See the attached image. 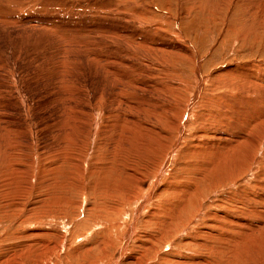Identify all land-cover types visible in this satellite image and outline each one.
<instances>
[{
    "label": "rangeland",
    "instance_id": "rangeland-1",
    "mask_svg": "<svg viewBox=\"0 0 264 264\" xmlns=\"http://www.w3.org/2000/svg\"><path fill=\"white\" fill-rule=\"evenodd\" d=\"M263 10L0 0V264H264V125L225 168L204 145L264 107Z\"/></svg>",
    "mask_w": 264,
    "mask_h": 264
},
{
    "label": "bare ground",
    "instance_id": "bare-ground-1",
    "mask_svg": "<svg viewBox=\"0 0 264 264\" xmlns=\"http://www.w3.org/2000/svg\"><path fill=\"white\" fill-rule=\"evenodd\" d=\"M241 1V0H240ZM248 5V4H247ZM259 5H260V1H259ZM244 6V5H243ZM262 7V6H261ZM248 7H246L245 8V10L247 9ZM259 7H257V5H252V6H250L248 9V14H254V13H259L258 11H256L257 9H258ZM263 8V7H262ZM260 10H262V9H260ZM264 11V10H263ZM261 12V11H260ZM264 13V12H263ZM247 14V13H246ZM241 16H242V14H241ZM232 20V19H231ZM232 22V21H231ZM252 22H253V20H252ZM239 23V22H238ZM250 23V22H249ZM249 25V24H248ZM228 26H230V25H228ZM252 26V25H251ZM119 31V30H118ZM146 42V41H145ZM135 50V49H134ZM126 51V50H125ZM133 53V52H132ZM131 56V55H130ZM133 56V55H132ZM134 57V56H133ZM119 59V58H118ZM136 59V58H135ZM113 60H115V59H113ZM116 61V60H115ZM114 61V62H115ZM118 61V60H117ZM121 61V60H120ZM140 61V60H139ZM112 62V61H111ZM119 64H117V66H118ZM120 66V65H119ZM234 66V65H233ZM239 66V65H238ZM245 66V65H244ZM235 67H236V65H235ZM243 67V66H242ZM143 69V68H142ZM234 69V68H233ZM121 71H122V69H120ZM148 70V69H147ZM239 70V69H238ZM237 69L235 70H230V69H224V71H223V75L224 74H229L228 75V77L229 76H231L232 77V74H236L237 76H240L241 77V79H242V81H243V78L247 81V82H245V83H242V84H239V87H240V85L242 86V89H239L240 91H238L239 92V94H240V96H242V98H247L245 101H249V95H251V93L252 94H255V95H261V92H260V86L263 88V84H261L258 80H256L257 79V77H255V78H253V79H249L248 78V76H245L244 74H242V72H241V70L240 71H238ZM244 70V69H243ZM246 70V69H245ZM263 71H264V69H263ZM251 72V71H250ZM154 74V73H153ZM139 75V74H138ZM262 75V74H261ZM219 76V75H218ZM236 76V77H237ZM264 76V75H263ZM131 77V76H130ZM235 77V78H236ZM233 78V77H232ZM234 78V79H235ZM261 78V77H260ZM138 79V78H137ZM225 79H226V77H224L223 76V78H222V76L220 77V81H222V83L224 84L225 82ZM228 79V78H227ZM259 79V78H258ZM125 80V79H124ZM136 80V79H135ZM199 80V79H198ZM121 81V80H120ZM140 81V80H139ZM230 81H232V80H230ZM236 81V80H235ZM135 82V81H134ZM198 82H200V80L198 81ZM202 83V82H201ZM234 83V82H233ZM216 84V83H215ZM228 84V83H227ZM238 84V83H237ZM135 85V84H134ZM170 85V84H169ZM168 85V86H169ZM236 85V84H235ZM233 86V85H232ZM237 86V85H236ZM198 87V86H197ZM230 87V86H229ZM228 87V89H230ZM238 87V88H239ZM241 88V87H240ZM260 90H259V89ZM122 89V88H121ZM250 89V90H249ZM124 90V89H123ZM153 90V89H152ZM235 90V89H234ZM122 91V90H121ZM136 91V90H135ZM263 91H264V89H263ZM138 92V91H137ZM228 92H230V93H232V91H228ZM228 92H226V93H228ZM235 92V91H234ZM227 94V95H224L225 96V99H223V100H226V105H223L222 107H223V111H225V109H226V106H227V103L229 102V103H231L233 100V96L231 95V94ZM264 93V92H263ZM120 94V93H119ZM138 94V93H137ZM136 94V95H137ZM143 94V93H142ZM196 94H198V93H196ZM248 94V95H247ZM254 95V96H255ZM196 96V95H195ZM222 96V95H221ZM223 96V97H224ZM247 96V97H246ZM124 97V96H123ZM192 98H193V96H192ZM195 98V97H194ZM255 98L256 97H254V100H253V97H252V101H255ZM262 98V97H261ZM260 99V98H259ZM259 99H257V100H259ZM262 99H264V98H262ZM127 100H128V98H127ZM212 101V100H211ZM264 101V100H263ZM128 102V101H127ZM132 102V101H131ZM142 102V101H141ZM192 102V101H191ZM234 102H237V101H234ZM239 102V101H238ZM250 102V101H249ZM256 102V101H255ZM253 103V102H252ZM122 104V103H121ZM129 104V103H128ZM207 104V103H206ZM236 104V103H235ZM249 104V103H248ZM254 104V103H253ZM219 105H222V104H219ZM232 105V104H231ZM237 105V104H236ZM241 105V104H240ZM133 106V105H132ZM166 106V105H165ZM167 107V106H166ZM240 107V106H239ZM123 108V107H122ZM212 108V107H211ZM230 108V107H229ZM229 108H228V110H229ZM237 108V107H236ZM232 109H233V107H232ZM250 109V108H249ZM251 111V110H250ZM253 111V110H252ZM114 112V111H113ZM235 112H236V110H235ZM238 112V113H237ZM237 114L236 115H242V114H244V113H246V115L245 116H247L246 118H248V119H246V118H244V127L242 126H240L242 129H240L239 130V132L241 131L242 132V130H243V132H245V133H243L242 135H239V134H237L236 133V137L234 136H230L229 134V137L227 136V137H219L218 136V138L216 139V140H213V139H206V141L207 140H209L210 142H206V141H204L205 143H204V145L206 146V148L209 150V152H208V157H210L211 158V161L209 162L210 163V165H212L213 164V162H215V161H219V162H222L223 163V165H224V167L223 168H225L226 166H227V163L230 161V160H232V161H234V162H236L237 161V159L239 158V155H238V153L239 152H241L244 148H243V146H245V148H247V144H249V142H250V136H248V134H247V125L248 126H250V124L251 125H255V126H259L260 128H261V126L260 125H264V107L263 108H259V109H257V111L255 112V110H254V115L251 113V115H249V117H248V112L246 111V110H242V108H238V110H237ZM229 113V112H228ZM234 113V112H233ZM250 113V112H249ZM257 116L259 117V120H258V118H257ZM235 118V117H234ZM247 121H246V120ZM223 120V119H222ZM135 120H131L130 121V124H133V122H134ZM228 121V120H227ZM132 122V123H131ZM243 122L241 123V121L239 122V123H241V124H243ZM128 123V122H127ZM137 123V122H136ZM235 123V122H234ZM225 124V123H224ZM228 124H229V122H228ZM230 124H232V123H230ZM237 124V123H236ZM139 125V124H138ZM142 125V124H141ZM240 125V124H239ZM225 126H227V124H225ZM224 126V127H225ZM233 126V125H232ZM237 126V125H236ZM223 127V128H224ZM234 127V129L236 130V128H235V125L233 126ZM230 128V127H229ZM239 128V126H237V129ZM225 129H227L226 127H225ZM233 129V130H234ZM249 129V128H248ZM264 130V129H263ZM262 130V131H263ZM260 132V131H259ZM264 132V131H263ZM246 134V135H245ZM217 137V136H216ZM215 137V138H216ZM219 138H221V139H219ZM260 138V137H259ZM251 140H252V142L255 140L256 141V139L254 138V137H252L251 138ZM252 144V143H251ZM251 144H249V145H251ZM254 145H255V143H254ZM249 147H251V146H249ZM254 147V146H253ZM252 147V148H253ZM238 148H239V150H238ZM254 149V148H253ZM224 152V154L223 155H221V156H218V153H220V152ZM249 151H252L250 148H249ZM213 157H214V159H213ZM220 168H222V167H220ZM220 168H218V169H220ZM217 169V170H218ZM263 174V173H262ZM262 178H264L263 176H262ZM261 178V179H262ZM259 179V178H258ZM257 179V180H258ZM261 182H263V181H261V180H258V181H256V185H254V187L253 188H258V190L261 188V186L263 185ZM262 184V185H261ZM263 187H264V185H263ZM250 188L251 189H253L251 186H250ZM262 189H264V188H262ZM255 190H253V192H254ZM260 191V190H259ZM257 192V191H256ZM260 193V192H259ZM254 195H256V194H254ZM262 195V194H261ZM264 195V194H263ZM253 196V195H252ZM251 196V197H252ZM256 196H258V194L256 195ZM240 197V196H239ZM250 197V198H251ZM254 197V196H253ZM261 197V196H260ZM241 198H244V197H241ZM255 198V197H254ZM228 199H230V198H228ZM239 199V198H238ZM263 199H264V196H263ZM251 200V199H250ZM250 200H248V201H250ZM252 200H254L253 198H252ZM257 200H258V197H257ZM256 200V201H257ZM240 201V199L238 200V202ZM244 201V200H243ZM245 201H246V199H245ZM259 201H260V199H259ZM259 201H257V202H259ZM263 201V200H262ZM254 202H255V200H254ZM241 203V202H240ZM243 203H245V202H243ZM250 204H252V203H250ZM257 204V203H256ZM255 205V204H254ZM259 205H262L263 207H264V205L263 204H259ZM252 206H253V204H252ZM256 207H257V205H256ZM242 208H244V207H242ZM241 209V208H240ZM229 210H230V208H229ZM248 210H249V208H248ZM240 212V211H239ZM242 212V211H241ZM244 212V211H243ZM254 212H258V213H262V214H264V210L263 209H259V207H257V208H255V210H254ZM234 213V212H233ZM232 213V214H233ZM245 213H246V211H245ZM239 214V213H238ZM240 215H242V214H240ZM240 215L238 216V219H240L239 217H240ZM223 217H224V215H223ZM226 217V216H225ZM237 218V217H236ZM244 218V217H243ZM237 220V219H236ZM235 220V221H236ZM247 221V220H246ZM239 222V221H238ZM240 222H241V220H240ZM244 223V222H243ZM246 223V222H245ZM244 223V224H245ZM239 224V223H238ZM244 224L242 225V226H244ZM241 225H239V226H241Z\"/></svg>",
    "mask_w": 264,
    "mask_h": 264
}]
</instances>
